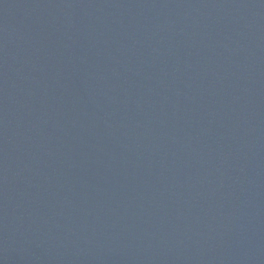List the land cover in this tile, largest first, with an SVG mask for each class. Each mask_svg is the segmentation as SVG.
<instances>
[{
  "label": "water",
  "instance_id": "95a60500",
  "mask_svg": "<svg viewBox=\"0 0 264 264\" xmlns=\"http://www.w3.org/2000/svg\"><path fill=\"white\" fill-rule=\"evenodd\" d=\"M0 264H264V0H0Z\"/></svg>",
  "mask_w": 264,
  "mask_h": 264
}]
</instances>
